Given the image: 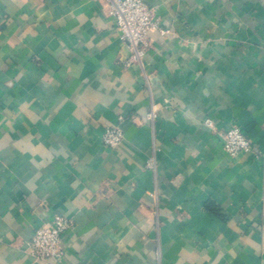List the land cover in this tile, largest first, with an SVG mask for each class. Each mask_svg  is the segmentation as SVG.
<instances>
[{
  "label": "crops",
  "instance_id": "obj_1",
  "mask_svg": "<svg viewBox=\"0 0 264 264\" xmlns=\"http://www.w3.org/2000/svg\"><path fill=\"white\" fill-rule=\"evenodd\" d=\"M148 3L141 65L106 0H0V264H264V0ZM57 215L65 255L35 261Z\"/></svg>",
  "mask_w": 264,
  "mask_h": 264
},
{
  "label": "built area",
  "instance_id": "obj_2",
  "mask_svg": "<svg viewBox=\"0 0 264 264\" xmlns=\"http://www.w3.org/2000/svg\"><path fill=\"white\" fill-rule=\"evenodd\" d=\"M108 13L115 18L116 31L132 51L127 64H143V60L151 47L150 35L156 31L166 34L155 19L154 8L148 0H106ZM154 116V113L151 114ZM211 125V121H207ZM124 140V131L120 125L107 127L103 134L104 144L111 149ZM225 152L236 157L251 149V140L238 125H232L222 134ZM73 227L69 217L57 215L54 219L39 226L27 244V253L35 261L49 262L52 259L61 261L65 255L64 236Z\"/></svg>",
  "mask_w": 264,
  "mask_h": 264
}]
</instances>
